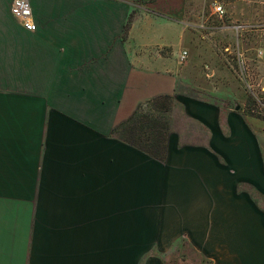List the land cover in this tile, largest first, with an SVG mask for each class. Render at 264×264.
Masks as SVG:
<instances>
[{
	"label": "crops",
	"instance_id": "0c3cea01",
	"mask_svg": "<svg viewBox=\"0 0 264 264\" xmlns=\"http://www.w3.org/2000/svg\"><path fill=\"white\" fill-rule=\"evenodd\" d=\"M29 1L35 32L0 0V264H264V120L181 92L190 1ZM137 111L164 118L161 157Z\"/></svg>",
	"mask_w": 264,
	"mask_h": 264
},
{
	"label": "rangeland",
	"instance_id": "374dc122",
	"mask_svg": "<svg viewBox=\"0 0 264 264\" xmlns=\"http://www.w3.org/2000/svg\"><path fill=\"white\" fill-rule=\"evenodd\" d=\"M186 1H190L184 6L187 15L179 21L187 32L182 52L188 57L179 60L181 67H187L188 79L181 92L222 107L237 102L245 115L264 120V16L236 21L229 15L227 0ZM214 1L224 5L225 16L214 14ZM146 8L159 11L161 6ZM171 11L165 9L164 14L171 16ZM163 260L165 264H209L186 244L174 246Z\"/></svg>",
	"mask_w": 264,
	"mask_h": 264
},
{
	"label": "trees",
	"instance_id": "16d2710c",
	"mask_svg": "<svg viewBox=\"0 0 264 264\" xmlns=\"http://www.w3.org/2000/svg\"><path fill=\"white\" fill-rule=\"evenodd\" d=\"M165 111H167L168 107L164 106ZM131 124L134 128L140 131L139 139L140 142H150L143 143L146 147V151L149 153H154L158 157H161L164 149L160 147L165 140V134L168 132V126L162 116L156 117L153 115H142L139 111L135 113L133 118L131 119ZM156 145L160 148H156ZM205 262L211 264L209 261L205 260Z\"/></svg>",
	"mask_w": 264,
	"mask_h": 264
},
{
	"label": "built area",
	"instance_id": "2783aa9c",
	"mask_svg": "<svg viewBox=\"0 0 264 264\" xmlns=\"http://www.w3.org/2000/svg\"><path fill=\"white\" fill-rule=\"evenodd\" d=\"M213 12L219 17H223L227 14L224 5L219 1L212 3ZM11 13L17 22L27 31L35 32L37 30V24L33 19V12L29 0H13ZM243 29V28H241ZM188 57L186 51L182 52L180 56L181 62H184ZM244 72L245 66L243 64Z\"/></svg>",
	"mask_w": 264,
	"mask_h": 264
},
{
	"label": "water",
	"instance_id": "95a60500",
	"mask_svg": "<svg viewBox=\"0 0 264 264\" xmlns=\"http://www.w3.org/2000/svg\"><path fill=\"white\" fill-rule=\"evenodd\" d=\"M234 106H235V110L236 111H239L240 109H241V105L239 104V103H237V102H234Z\"/></svg>",
	"mask_w": 264,
	"mask_h": 264
}]
</instances>
